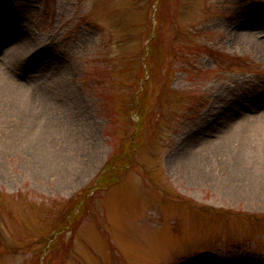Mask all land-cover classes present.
<instances>
[{"label": "rangeland", "instance_id": "374dc122", "mask_svg": "<svg viewBox=\"0 0 264 264\" xmlns=\"http://www.w3.org/2000/svg\"><path fill=\"white\" fill-rule=\"evenodd\" d=\"M0 58L15 76L0 80V264H264V126L246 117L264 111V0H0ZM146 59L159 74L137 111ZM211 109L235 132L206 169L229 171L250 133L260 187L180 166ZM129 142L121 180L95 192Z\"/></svg>", "mask_w": 264, "mask_h": 264}, {"label": "bare ground", "instance_id": "6f19581e", "mask_svg": "<svg viewBox=\"0 0 264 264\" xmlns=\"http://www.w3.org/2000/svg\"><path fill=\"white\" fill-rule=\"evenodd\" d=\"M246 35V36H245ZM243 37L248 38H259L257 33L248 32ZM253 41L256 46L259 45L258 41ZM3 58V56H2ZM4 61V60H3ZM0 59V80L7 79L14 81V75L11 71V65L5 63ZM264 102V100H262ZM264 106V105H263ZM262 108V107H261ZM263 109V108H262ZM258 110H249L250 114H246L247 123L253 125L264 126V111L257 112ZM215 110L211 109V112L208 116H211L209 125L200 128L198 133L187 132L185 135H182L181 140V157L178 159L180 166L187 172L190 178L196 179L198 181L207 182L210 181L212 184L220 182L221 184H229L231 177L240 178L243 185L249 188H258L260 187L259 176L257 173V161L259 159L253 152L248 148L247 141L253 138V134L248 133L246 139L240 142L239 146L236 148L235 153L237 160H233L231 163H227V170L223 168H213L212 171L206 169L207 162L212 161L216 158H222L230 154V138L234 136L235 130L230 120L229 123V132L230 134H221V129L225 127V121L221 123L219 116H215ZM42 113V112H41ZM41 117V115H40ZM37 122L33 118V123ZM41 122V121H40ZM37 122L38 124H42ZM34 131V136L41 137L45 133L44 126H38ZM237 127V126H236ZM33 136V137H34ZM33 138L32 140H34ZM264 152V150H263ZM235 156V155H234ZM235 161V162H234ZM216 175H225L223 180L216 178ZM226 179L228 183H226Z\"/></svg>", "mask_w": 264, "mask_h": 264}, {"label": "trees", "instance_id": "16d2710c", "mask_svg": "<svg viewBox=\"0 0 264 264\" xmlns=\"http://www.w3.org/2000/svg\"><path fill=\"white\" fill-rule=\"evenodd\" d=\"M122 148L125 149L121 150ZM135 148L136 144L129 142V144L125 147L117 149L108 159L106 165L104 166V170L101 171L94 179L91 187L96 186V188H106L119 181L124 170L130 163L133 162ZM90 194L91 189L85 188L82 196L69 199L67 202V215L74 214L75 217H78L79 212L75 213L77 208H82L83 205H87V199L89 198Z\"/></svg>", "mask_w": 264, "mask_h": 264}]
</instances>
